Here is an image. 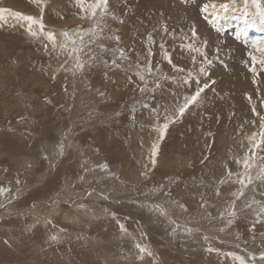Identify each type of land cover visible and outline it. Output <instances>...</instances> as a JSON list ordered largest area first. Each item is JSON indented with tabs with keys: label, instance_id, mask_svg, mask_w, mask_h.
<instances>
[{
	"label": "rangeland",
	"instance_id": "obj_1",
	"mask_svg": "<svg viewBox=\"0 0 264 264\" xmlns=\"http://www.w3.org/2000/svg\"><path fill=\"white\" fill-rule=\"evenodd\" d=\"M91 1L92 2H89V5L97 2V0L94 1L91 0ZM125 3L127 6L125 5ZM205 4L208 5L215 4L216 9L213 10L212 8H209L208 12L206 13L204 11ZM223 4L228 5L227 10L220 8V5ZM122 5H124V7ZM35 7L36 8H34L32 11H37V12L40 11L41 13L40 7H38L37 5H35ZM29 8L31 9V5H29ZM214 11H215V15L213 14ZM86 12L87 11H84V14L85 16L86 15L87 16L83 18V20H81L80 22L82 26L79 24H74L79 22L78 20L75 19H72L74 22L72 24H69L68 26L66 24L64 26L63 25L59 26L54 24L60 22V20H58L57 15L54 13V9L52 10V8L49 6L47 1L43 0V23L45 25L44 30L45 28L47 29L50 28V26H54L51 28L55 30L56 34L58 35V36L56 35V41L58 48L61 50L60 55H52L49 52H47L46 54L47 60L60 62L59 71L56 73L58 75V77L56 78L58 79V81H55L53 84H51L49 90L41 91L38 89H32V90L28 89L27 91V89H22L18 84L20 78L23 77V72L26 70L27 65L31 63V60H28L29 57L23 59L20 56V49H21L20 46L22 47L25 44L23 41L17 40V52L15 51L7 52V50L5 52L6 48L3 50L0 49V61H2L1 67L5 69L3 73L8 75L10 74V76H12L13 68L17 66V76L15 78L17 86H14L13 83L14 81L11 82L9 79L7 83L4 80L0 83V97L5 110L4 112H7L5 115H2L3 117L0 118V126L3 124V126L0 127V131H3L5 133L8 132L7 133L8 137L15 136L18 139L17 153L13 154L9 158L5 157L4 155L3 156V158L5 157L3 159L4 161L1 163L2 165L4 164L3 165L4 168H7V170L9 168L10 171L9 170H8L9 172L7 171V178L4 179L3 181H0V188L6 190L3 194H0V200L3 199L2 200L3 202L0 201V217L3 216L0 218V233L2 231H4L5 233L8 232L7 234L2 232L1 233L2 235L1 234L0 235L1 236L9 235L8 238L7 236L6 238L5 237L1 238L0 236V242L1 243L3 242L2 246L0 244V264H44L39 261L40 260L39 257L41 254L46 252H48L49 255L54 253L55 255L53 257L54 259L53 258L51 259L52 261L55 260L54 264H141V263L142 264H152V263L177 264V262H175L174 260V258L177 257L175 256L173 257L169 251V249L172 248H179L181 250H185L188 252L213 251L212 253L214 252L220 253L223 251L224 258H223V262H221L223 264H239L235 259H233V255L238 257H243L247 264H261L259 258L260 255L264 253V250L260 249L256 245L255 238L250 237L245 239L243 242V239L241 238L239 231L236 229L232 230V228L237 226L239 220H245L246 222H248V220L253 219L252 222H254L255 225V223H260L264 219L263 215L260 214V207L262 204H264V200L258 202V197L261 196L262 194L264 195V190H263L264 184H261L264 183V181L253 180V182L244 189V195L240 196L239 198H237L232 194L234 192H238L241 188V185L236 181H238L240 178L238 174L244 171V169L242 170L241 168L243 167V161H240V163L238 164V167L241 168V169L239 168L240 172L237 175H234V177L232 176L230 178H227L223 183L224 187L226 186L234 189L230 192V196H232L233 202L236 203L234 209L232 208L233 203L231 205L230 204L226 205L227 202L224 203L221 202L222 200L221 196L222 195L223 197H227V196H225L226 195L225 191H222L221 188L219 187L220 189L217 190L219 191V195H217V198L214 201H210V203L213 204L210 208L205 210V212L203 211L200 212L199 210L201 209H199L197 211L198 213H195L194 211L195 209H194L193 210L194 212L191 210L192 212L191 213L188 207H186L187 205L183 201H181L180 198L174 197L175 195H173V190L175 188L176 180L184 179L183 176H186V173L191 171V169L194 168L195 165L193 167L191 166L190 169H188L187 171L186 169L183 168L179 170V172L177 171L176 173H169V174L165 173L166 175L162 173L161 175H159L158 173L152 174L147 179L146 185H143V187L141 188H137L136 187L137 185H134L133 183L127 181L126 179L124 180L121 177V174H119V172H117L113 168V164L109 156L97 146V141L100 137L94 136V133L104 128L107 129L108 132H111L114 128L116 129L122 127L125 124V122L128 121L134 122L138 117V111L140 112L141 109L144 108V105L147 104L146 102L152 100V93H153L152 91H154L153 89L161 88L165 85V83L171 84V81L174 82V84H171V87L182 89L183 86V88H185L187 91L195 90L196 78L199 79L200 86H203L204 83L209 84L210 89L208 87L207 88L208 90L205 89V91L203 92L204 95L205 94L208 95L209 102L204 104V106H200V108L203 111L202 114L209 112L208 110H211V108L221 107L218 105V102L220 100L215 99V95H217L218 97V95L220 94H217L216 93L217 89L213 88V86L218 84L219 85L224 84L223 87L225 89L228 90L230 89L231 91L233 90V93L231 91H228V93L225 92L226 95L221 94L222 96L238 101V102L235 101L234 103V100L231 102L229 100V102L231 103L230 107L232 105L235 106L234 104H238L237 107L239 106V108L242 109L243 107L250 104L252 102L250 98L253 97V95H250L251 97L245 95V90L247 89L246 83H248V85H251L253 82L255 84L257 83V85L259 86L258 83V81L260 80L259 78L260 77L264 78V67H262L259 64L253 65V62L251 60V56L253 55L256 56L258 59L261 57V53L257 51L256 48L253 47V44L257 42H259L260 44H264V0H258V2L257 0H227V1L216 0V2L213 0H178V1L108 0L107 12H104L101 9H97L95 17L91 16L90 11H89L90 14ZM5 21L6 22L11 21L13 25H15L16 22L17 23L19 22L16 21L13 17L11 18L6 17ZM165 26H167V32L164 31ZM77 30H82V31L91 30V32H94L96 34V35H92L90 32L89 35H85L83 37V40L86 45L83 48L84 53L83 51L78 53V55H80L79 56L80 59L83 60L84 62V67L82 69L83 73L82 71L79 72L80 70L75 68L73 62L74 60L73 54H70L69 52L68 54L70 55H67V52L70 51L72 47L71 43L67 42V48L64 50H62L59 47L60 45H64L66 43L65 38L62 35V33L65 31L71 33L72 39H76L79 42V38L76 37L75 35V32ZM18 31H19V27L17 26V32ZM193 31H195L197 34L195 38H193L191 35ZM10 32H13V29L8 28L7 25L0 24V34L4 40L9 41ZM142 32L143 34H141ZM11 35H13V33H11ZM149 35L152 36V39L154 41L153 43H149L148 40ZM117 36L119 37V43H117L115 39V37ZM41 37L43 43H41L40 46H42V44L48 45L49 41L46 39V37L44 36ZM17 38L22 39V37H20L19 35H17ZM90 40L94 42H90ZM161 44L164 45L163 49H161L160 47ZM189 45H191L193 48H197V47L204 48V46L206 45L207 57L212 61V64L208 65L203 63V57L199 56L194 51L188 50ZM99 46H103L109 49V51L103 52L101 51ZM121 49H123L124 54L127 57L126 60H122L119 57V51ZM149 49H151L153 53L151 56H149L148 54ZM165 52H167L171 56L173 64H175L177 67L184 68L185 71L182 73L175 71L172 68V66L168 63V61L165 59ZM88 53H91L93 56L96 57V59L95 60L90 59ZM193 56L196 57L195 63H193L192 60ZM113 59H116L119 67H115L112 65L111 61ZM91 60L93 61L94 64L91 62ZM105 61L108 62V64L106 63L108 67H105ZM15 63H17V65ZM100 63L102 64L100 65ZM149 63L151 64L152 67V74H148V72L145 70V66L148 65ZM137 65L140 66V71L141 72L143 71L142 73L147 79V80L145 79V81H147L146 87L148 90L143 93L140 91V88L145 87V81L137 80V78H139L136 71ZM93 66L94 67L97 66V68L94 69ZM112 66L115 70L112 68ZM253 66L256 67L258 75H254L253 72L251 71V68ZM200 67H204L208 75L201 74L199 72ZM86 69L88 70V72ZM99 71L100 73H98ZM125 72L127 73V75H131L133 77L134 81L138 83L137 84L138 87L136 86L137 88L135 89L134 94H132L133 92L130 89L129 94L126 95L123 94L124 97H121L120 99L118 97L113 98L112 97L113 94L108 92L107 90L110 87H113L114 79L119 75L125 76L126 75ZM188 72L192 73L190 85H186L183 82ZM105 75H108L109 77L107 76L106 79L104 80L103 77H105ZM87 77L90 78L87 79ZM163 77H167V79H164ZM84 78L85 80L87 79L88 81L87 80L84 81ZM98 78H101L102 80ZM254 78H256L255 81H250L253 80ZM93 79L96 80L94 81L96 83H93V81L90 82V80ZM177 79L178 80L182 79V80L177 82ZM213 80L215 81L214 84L211 83ZM80 83H84V84L82 85ZM97 83L99 84V86ZM156 83H159V87H156ZM237 83L239 86L236 85ZM153 84H155L154 85L155 87L153 86ZM89 89L90 90L92 89V91H90ZM203 93L201 95H203ZM232 94L234 97H232ZM210 99H212L213 101ZM173 108L175 107H172V110ZM250 108L253 109L251 105ZM252 109H249V112L253 113V115L255 116V117L253 116L254 119H256V122L260 124L261 115L259 114V112L257 115V113H254ZM256 109L258 108L256 107ZM195 113L196 110L192 112V118L189 117V119H192L194 121L203 119V121L205 122V119L203 118L204 116L196 118ZM199 115L201 116V114ZM87 116L88 119L86 118ZM45 117L48 119H46ZM45 119L47 121L53 122V126H52L53 129L49 133L50 135L48 134V138L50 136V139H47L46 137H43L41 134H39L42 127L41 121ZM163 119L164 116L161 119L162 122L157 121L159 125L161 123L160 126H162V124L166 122L165 119L164 120ZM186 123L184 121V118L183 120H181L180 117L176 118L175 122L169 123V127L166 133L175 135V137H172L170 139L168 138L170 143L183 145L184 147H186V145L188 144L191 145L190 143L192 142L193 145L194 143L197 144L198 139L195 137V134L188 135L189 133L188 125ZM84 128H86L87 130ZM239 129L241 130L242 128L240 127ZM257 129H254L252 135H250L249 138H247L246 141L249 142L248 146L251 145L250 141L248 140L251 139L253 134L259 133L260 125L259 128ZM107 139L109 143H114L113 137ZM257 139H259L258 135H257ZM46 140L49 143L46 142ZM36 141H38L37 144ZM56 142L57 144L60 145H56ZM37 145L40 147L42 146L41 149ZM54 146L55 147L59 146L60 148L57 149ZM260 146H259L260 149L258 148L255 149L254 160L250 161V163H253L255 165L249 170L253 176H256L258 174L259 169L261 167H264V156H262L261 154L263 151L264 144H261ZM61 147L63 149L62 152H64L62 153L63 155H60L61 153H59L61 152L60 151ZM202 147L203 146H200V148ZM64 148L67 149L64 151ZM75 151L76 153H74ZM159 151L156 154L157 157L161 155ZM251 152L252 151L250 150V153ZM51 153L54 154L59 153V154H56L58 156H55L53 154L54 155L53 157ZM65 154L67 155V157L68 155H70L68 157L69 159L65 157ZM252 155L253 152L249 154L247 157H251ZM46 156L48 160L51 161L52 159L53 162L54 160L58 159L57 163L48 161L45 158ZM208 157L210 158L211 156L206 155L205 159L208 160L209 159ZM9 159H11V163ZM62 160L65 161V163H63ZM70 160L73 163L75 162V164H78L80 168L77 172H73L72 175L66 177L68 179L71 178L72 176L71 179L73 181H76V182L72 181L70 183L72 184L69 190V193H71V195L68 193L69 194L68 196L72 199H70L67 196L66 192H63L65 194L62 193L65 196H62V194L60 195L58 194L62 192L61 189H59L62 186L61 184H64V181H62L63 179L61 180V178H63V175H65V173H66L65 176H67V174L69 173V172L64 173L61 166L63 165L62 167L64 169L66 168V166L69 167L71 164ZM14 162L16 164H14ZM52 164L54 166L56 165L57 166L56 167L53 166L54 167L53 168ZM103 165H107V171L103 169ZM58 169L59 172L61 169L60 172V174H62L61 177L60 175H58L59 173L57 174ZM31 170L33 171V173ZM98 172H100V174L104 176L102 177L105 178L106 181L105 184L109 186H112L114 184L116 185L121 184V186L120 187L118 186L117 188L118 191L116 192V194L114 193L115 191L113 192L114 193L113 194L112 190L104 191L105 196L108 198L105 199V197H103L102 199V195L99 196L100 197V198L98 197L99 204L97 203V205L100 206L97 205L94 206L91 202L93 196L97 195L96 192L99 189V187L97 181L94 180L93 176ZM83 174H85L84 175L85 178L90 176V178H92V180L91 179L90 180L91 181L94 180L93 181L94 184L91 183L90 186L87 187L84 186L83 180L80 181V179L83 178ZM173 174H175L176 176L175 175L173 176ZM54 177L57 180L54 179ZM53 179L58 182V183L54 182L55 186L52 187V189L54 190L56 189L55 191L52 190L51 188L47 189L46 187L48 184H51L54 181ZM58 179L61 182H59ZM43 182H45V184ZM83 186L86 188V190L84 189ZM221 186L223 187V185ZM90 187H92L91 188L92 191ZM75 188H77V190ZM38 189H40V191L41 190L43 191H41V193L39 194L38 192L40 191ZM45 189L49 190L51 194L49 193V191H47L49 193L48 195ZM30 190L32 193L31 192L28 193V191ZM78 190L81 191L82 194L85 193V195L86 194L87 195L86 196L82 195ZM91 192L92 194L89 195V193ZM53 193L55 196H52ZM67 198L70 200L68 201ZM56 200H57V206L56 203H54ZM48 201L50 202L47 203ZM64 201L67 203L65 204ZM219 201L220 204H218ZM253 201H255V203H253ZM78 202H81L82 204L79 205V208L81 210H77L74 213L78 215L85 214L84 205L87 206V209L90 210L92 207H94L93 210H95V207H102L103 209H99V213L100 215H102L101 216L102 218L99 217V222L102 223V221L105 222L108 221V219L113 221L114 220L119 221L120 224L124 225V228L127 229V231L126 232L121 231V229L119 228L117 235L114 237L105 236L101 234L97 235L96 229L98 226L95 223L96 216L93 211L90 212L88 215L91 217L90 220L85 222L83 221L82 223H80V226H77L78 225V221H76L77 219L73 218V220H71V216L68 217L69 216L68 214L73 213L72 205L77 204ZM8 204H11L12 206ZM158 204L161 206L160 208ZM110 205L112 208L110 207ZM172 205H174L175 207L174 206L172 207ZM239 205L242 207H240ZM248 205H251V207H249ZM89 206L92 207L90 208ZM161 208L162 209L164 208L163 210L166 211L165 212L166 214L163 215L161 211L158 210ZM218 208L221 209L219 210ZM130 209H134L135 214H131V212H129ZM233 210L236 213L234 217L228 214L230 211ZM9 212H11V214ZM64 212L65 214L66 213L67 214L65 215ZM202 213L208 214L212 219H209L208 216H203L200 218L199 216H201ZM63 214L65 215V217L62 216ZM152 214H156V216H153ZM5 215H7L8 217L6 218ZM64 218L68 221H65ZM14 219L15 222H13ZM62 219L64 220L62 221ZM198 219L200 220L202 219L200 222L201 223L205 222V224L204 225H201V223L196 224ZM6 220H11V221H6ZM230 220L232 222L230 225L231 226L230 230H232L231 234L233 237L231 239L230 238L224 239L225 241L223 240V237L222 240H218V237L213 233L215 229L214 227L216 228L223 227L222 229L230 228L229 225H227V221ZM182 221H184L185 226L179 225L181 224L180 222ZM165 222L167 223L165 224ZM8 223H10V225H8ZM168 223L170 225H168ZM176 223H178V225ZM30 224H31L30 229L32 231L28 227ZM211 224L212 225L214 224V226L212 227ZM13 226L14 227L17 226L18 228L17 227L14 228ZM188 227L191 228L188 229ZM26 228L29 229L30 231L29 230L27 231ZM139 228L141 229L139 230ZM6 229L9 230L7 231ZM172 229H180V230L175 231ZM262 230H264L263 226H262ZM190 231L193 232L191 233ZM143 232L146 238L143 237ZM210 232L213 233V235ZM36 233L39 236L36 235ZM14 234H16L15 237ZM50 234L51 235L54 234L55 236L58 235L57 236L58 239L56 241H53L51 239L49 242L50 237L54 236V235L51 236ZM11 235L13 236L10 237ZM34 235H35V239H34ZM60 235L62 238H60ZM218 235L222 236V233ZM261 235L264 238V231L261 233ZM206 236L207 238H205ZM47 237L49 238L48 240L46 239ZM133 237H135V239ZM136 237L139 238L137 244L140 243L141 246L148 249L152 253V255L149 256L147 254H142L138 252L139 249H137L136 247L137 245ZM208 237L211 238L207 240ZM112 240L114 242H112ZM229 240L232 241L230 242ZM226 241L229 242L230 244L232 243L233 245L231 244L229 245L230 247H227ZM34 243L35 244L38 243L37 246ZM223 243L226 244L224 245ZM244 243H246L245 244L246 248L241 247V245ZM236 250L237 252L238 250L239 251L243 250V251L242 253L239 252L238 254L236 253ZM83 253L84 254L89 253L91 255L93 254L92 256L94 257L96 256L99 259L98 262L97 261L94 262L93 259H91L92 257L89 258L87 256H82L81 254ZM108 254H110V256H108ZM125 254L126 256L127 255L128 256L126 257ZM134 254H136L138 257ZM240 254H243L244 256ZM121 256H125V257H121ZM166 256L169 257L172 256V257L169 258ZM184 260H181L182 262L180 261L178 264H191V262L186 261L187 259Z\"/></svg>",
	"mask_w": 264,
	"mask_h": 264
},
{
	"label": "bare ground",
	"instance_id": "obj_2",
	"mask_svg": "<svg viewBox=\"0 0 264 264\" xmlns=\"http://www.w3.org/2000/svg\"><path fill=\"white\" fill-rule=\"evenodd\" d=\"M47 3L49 4V6L52 8V10L54 9V13L57 15L58 20H60L59 23H54L56 25L59 26H64L65 24L68 26L69 24H72L74 21L72 19L78 20L79 22L74 23V24H79L82 26V24L80 23L81 20H83V18H85V14L84 11H82L81 7L76 3V0H46ZM94 1V0H93ZM178 1V0H175ZM216 2V0H213ZM223 1H227V0H223ZM89 2H92L91 0H84V7L86 8L89 5ZM111 3V1H110ZM128 4V3H127ZM168 4V3H167ZM29 5H31V9L29 8ZM91 5V4H90ZM126 5V3H125ZM124 7V5H122ZM127 6V5H126ZM138 7V6H137ZM175 7V6H174ZM35 7V4L31 2V0H0V9H8L10 11H19L22 14H27V15H32L34 17L39 18L40 17V11H32ZM168 8V7H167ZM118 9V8H117ZM139 9V8H138ZM116 10V9H114ZM168 10V9H166ZM32 11V12H31ZM89 13V11H87ZM86 12V13H87ZM91 13V12H90ZM89 13V14H90ZM6 17L11 18V16H8L7 13H5ZM92 16V15H91ZM98 16V15H97ZM96 19V18H95ZM83 22V21H82ZM95 22V21H94ZM203 22V21H202ZM6 23V24H5ZM124 23V22H123ZM0 24L2 25H7L8 28L13 29V32H10L9 36V41L4 40L0 34V49H5V52L7 50V52H11V51H15L17 52V40L18 41H23L25 44L21 47L20 46V56L25 59L26 57H29L28 60H31V63H29L27 65L26 70L23 72V77L20 78L18 84L20 85V87L22 89H38L41 91H46L50 89V85L53 84L55 81H58V79H56L58 77V75L56 74L59 71V67H60V62L58 61H51V60H47V52L51 53L52 55H60L61 50L57 47V49L55 51L52 50V45L51 42L49 41L48 43V47L46 48L45 45L46 44H42V46H40L41 43H43L42 37L44 36L43 33L39 30L38 26H33V31H35L37 33V35L33 36L30 33H28L27 31V27L23 24V22H16L15 25H13L11 23V21H0ZM17 26L19 27V31L17 32ZM51 27L54 26H50V28H45V30L43 32H52L55 35L56 31L53 30ZM65 28V27H64ZM97 28V27H96ZM98 30V29H97ZM208 30V29H207ZM11 33H13V35H11ZM152 33V32H151ZM155 33V32H154ZM39 34V35H38ZM109 34V33H108ZM143 34V32L141 33ZM17 35H19L20 37H22V39L17 38ZM58 36V35H57ZM45 37V36H44ZM88 44V43H87ZM221 44V43H220ZM106 45V44H105ZM108 47V46H107ZM105 48V47H104ZM219 48V47H218ZM24 51V52H23ZM83 51V50H82ZM27 52V53H26ZM70 51L67 52V55ZM84 53V51H83ZM226 55V54H225ZM80 56V55H79ZM69 57V56H68ZM17 58V57H16ZM100 58V57H99ZM228 58V57H227ZM229 59V58H228ZM246 59V58H245ZM87 60V59H86ZM247 60V59H246ZM83 61V60H82ZM45 62V63H44ZM91 62L93 63V61L91 60ZM104 62V61H103ZM219 62V61H218ZM239 62V61H238ZM242 62V61H241ZM240 62V63H241ZM1 63L2 61H0V83L4 80L6 83L8 82V79L12 82L14 81V86H17V83L15 81V78L17 76V63H15L16 67L13 68V73L12 76H10V74H5L3 73V71L5 69H3V67H1ZM88 63V62H87ZM94 64V63H93ZM96 64V63H95ZM102 63H100L101 65ZM108 64V62H107ZM107 64L105 63V67H108ZM110 64V63H109ZM232 64V63H231ZM248 64V63H247ZM91 65V64H90ZM216 65V64H215ZM99 66V65H98ZM110 66V65H109ZM239 66V65H238ZM89 67V66H88ZM102 67V66H101ZM87 68V67H85ZM93 68H97L93 66ZM110 68V67H109ZM113 68V66H112ZM244 68V67H243ZM91 69V68H90ZM114 69V68H113ZM121 69V68H120ZM136 69V68H135ZM87 70V69H86ZM100 70V69H99ZM112 70V69H110ZM115 70V69H114ZM128 70V69H127ZM243 70V69H242ZM79 71V70H78ZM82 70H80L79 72H81ZM90 71V70H89ZM95 71V70H94ZM107 71V70H106ZM105 71V72H106ZM123 71V70H122ZM135 71V70H134ZM137 71V69H136ZM245 71V69H244ZM88 72V70H87ZM104 72V71H103ZM109 72V71H108ZM120 72V71H119ZM143 72V71H142ZM77 73V72H74ZM83 73V71H82ZM86 73V72H85ZM100 73V71L98 72ZM124 73V72H123ZM90 74V73H89ZM125 74L127 75V73L125 72ZM84 75V74H83ZM100 75V74H98ZM118 75V73H117ZM117 76L114 79V85L113 87H110L107 91L113 94V98L114 97H118L119 99L121 97H124V95L129 94L130 89L132 90V94H134L135 89L138 87L137 86V82L134 81L133 77L131 75H127V76ZM108 75H105L104 80L106 79ZM147 76V75H146ZM162 76V75H161ZM94 77V76H93ZM109 77V76H108ZM170 77V75H169ZM202 77V76H201ZM90 77H87V79ZM113 78V77H112ZM149 78V77H148ZM215 78V77H214ZM219 78V77H218ZM223 78V77H222ZM263 77H260L258 83L259 86L257 85V83H253L251 85H248V83H246L247 85V89L245 90V95H248V97H251L250 95H253V97H251L252 102L250 104H248L247 106L243 107L242 109L239 108V106L237 107L238 104H234L235 106H231L230 107V102L233 101L234 99H230L228 97L222 96V95H226V93H228V91H231L230 89H225L223 87L224 84L221 85H215L213 86L214 89L216 90L218 95H215V99H218L222 102H218V105L221 107H214L211 108V110H208L209 112H206L204 114H202V109L200 108V106H204V104H206L207 102H209V97L207 94L201 95L200 99L198 100V102L196 103V105H192L190 106L186 112L184 113V115L181 118V120H183L186 123L187 121V125H188V135L190 134H195V137L198 139L197 140V144L194 143V145L192 143H190L191 145H186V147H184L183 145H178V144H173L170 143L169 139L172 137H175V135H171L170 133H165L163 139H160V133L157 131V126L159 125L157 123V121L162 122L161 119L163 118L165 111H167L168 115H172V107H176L177 105H180L183 103V97L187 96V95H192L194 94L195 90H191V91H187L185 88L182 89L180 88H174L171 87V84H174L173 81H171V84L168 83L161 87V88H156L153 89L154 91H152V100L146 102L148 107L147 108H142L141 111H138V117L135 120L134 118V122L133 121H128L125 122V124L120 127V128H114L111 132H108L107 129H101L97 132L94 133V136H98L100 137L97 141V146L103 151L105 152L109 158L112 161L113 164V168L119 172V174H121V177L131 183H133L134 185H137V188H141L143 187V185H146L147 183V179L149 178V176H151L152 174H156L158 173L159 175L165 174V173H176L177 171L179 172V170L181 169H186V171L188 169H190V167L194 166V168L191 169V171H189L188 173H186V176H183L184 179H179L176 180V184H175V188L173 190V195H175L174 197L180 198L181 201H183L188 207V209L193 211H195V213H198L197 211L199 209L200 212H205V210H207L208 208H210L213 204L210 203V201H214L217 198V193L216 191L218 189L221 188L222 191H225V196L227 197H222L221 202H227L226 205H231L233 203V198L232 196H230V192L232 190H234L231 187H224V184L221 183V181H225L227 178L230 177H234V175H237L240 171V169L243 167H238L237 161H243L245 159V157H247L250 153V146H248V143L246 140L247 138H249L250 135H252V132L254 129L259 128V125L256 122V119H254V115L253 113L249 112L250 105L253 107L255 106L258 109H256L257 111H255V113L258 112L261 116H264V78L261 79ZM86 79V80H87ZM100 80H102L101 78H98ZM110 79V78H108ZM146 79V78H145ZM163 79V78H162ZM74 80V79H73ZM80 80V78H79ZM84 78V81H86ZM99 80V81H100ZM137 80H140L139 78H137ZM147 80V79H146ZM149 80V79H148ZM153 80V79H152ZM182 79H177V82H179ZM203 80V79H202ZM256 78H254L253 80L250 81H255ZM75 81V80H74ZM88 81V80H87ZM96 83L94 81L96 80H90V82ZM112 81V80H111ZM10 82V83H11ZM78 82V81H77ZM76 82V83H77ZM82 82V81H81ZM165 82V81H164ZM221 82V81H220ZM79 83V82H78ZM87 83V82H85ZM106 83V82H105ZM80 84H84V83H80ZM98 84V83H97ZM101 84V82H100ZM103 84V82H102ZM112 84V83H111ZM157 84V83H156ZM241 84V83H239ZM11 85V84H9ZM78 85V84H76ZM88 85V84H87ZM93 85V84H92ZM155 84H153L154 86ZM237 86L238 83L236 84ZM89 86V85H88ZM99 86V84H98ZM137 86V87H136ZM175 86V85H174ZM195 86V85H194ZM228 86V85H227ZM244 86V85H243ZM92 87V86H91ZM96 87V86H95ZM94 87V88H95ZM104 87V85H103ZM106 87V86H105ZM155 87V86H154ZM245 87V86H244ZM82 88V87H81ZM90 88V87H89ZM101 88V86H100ZM153 88V87H152ZM212 88V87H211ZM83 89V88H82ZM86 89V88H85ZM88 89V88H87ZM107 89V88H106ZM210 89V87H209ZM232 89V88H231ZM239 89V88H237ZM90 90V89H89ZM208 90V89H207ZM79 91V90H78ZM88 91V90H87ZM92 91V89L90 90ZM95 91V90H94ZM215 91V90H213ZM104 92V91H103ZM222 92V93H220ZM226 92V93H225ZM233 93V90L231 91ZM86 93V92H85ZM89 93V92H88ZM105 93V92H104ZM109 93V94H110ZM83 94V93H82ZM99 94V93H98ZM108 94V95H109ZM131 94V93H130ZM213 94V93H212ZM222 94V95H221ZM235 94V93H234ZM25 95V94H24ZM88 95V94H87ZM228 95V94H227ZM22 96V95H21ZM211 96V95H210ZM236 96V95H235ZM111 97V96H109ZM231 97V96H230ZM232 97L233 94H232ZM87 98V97H86ZM148 98V97H147ZM151 98V97H150ZM212 98V97H211ZM240 98V97H239ZM34 99V98H33ZM96 99V98H95ZM249 99V98H248ZM134 100V99H133ZM212 100V99H210ZM230 100V102H229ZM213 101V100H212ZM228 101V102H227ZM237 100H234V103ZM215 102V101H214ZM238 102V101H237ZM92 103V102H91ZM97 103V102H96ZM215 105V104H214ZM79 106V105H78ZM90 106V105H89ZM236 107V108H235ZM90 109V108H89ZM196 110V118L198 117H202L205 119V122L202 120H198V121H194L192 119H189V117L192 118V112H194ZM4 107H3V103L0 97V113H1V117H3L2 115H5L7 112H4ZM39 111V110H38ZM69 111V110H68ZM49 113V112H48ZM65 113V112H64ZM80 113V112H79ZM106 113V112H104ZM137 113V112H136ZM156 113H160V116L157 117ZM38 114V113H37ZM55 114V113H54ZM108 114V113H107ZM121 114V113H120ZM201 114V116L199 115ZM53 115V114H52ZM76 115V114H75ZM79 115V114H77ZM98 115V114H97ZM8 116V115H7ZM254 116V117H253ZM47 117V116H46ZM45 117V118H46ZM64 117V115H63ZM69 117V116H68ZM76 117V116H75ZM93 117V116H92ZM67 118V117H66ZM88 119V116L86 117ZM85 118V119H86ZM103 118V117H102ZM48 119V118H46ZM42 120L41 124V131L39 132V134H41L43 137H46L47 139H50V136L48 138V134L51 132V130L53 129V122L47 121V120ZM84 119V120H85ZM200 119V118H199ZM91 120V119H90ZM164 120V119H163ZM78 121V120H77ZM204 123H203V122ZM80 122V121H79ZM86 122V121H85ZM88 122V121H87ZM75 123V122H74ZM34 124V123H33ZM38 124V123H37ZM77 124V122H76ZM94 124V123H93ZM158 124V125H157ZM57 125V124H56ZM82 125V124H81ZM96 125V124H95ZM101 125V124H100ZM161 125V123H160ZM159 125V126H160ZM3 126V124L1 125ZM0 126V127H1ZM33 126V125H32ZM75 126V125H74ZM91 126V125H90ZM179 126V125H178ZM39 127V125H38ZM79 127V125H78ZM86 127V126H85ZM93 127V126H92ZM90 127V128H92ZM96 127V126H94ZM116 127V126H115ZM118 127V126H117ZM129 127V128H128ZM132 127V128H131ZM242 128L241 130L239 128ZM70 128V127H69ZM77 128V125H76ZM81 128V127H80ZM103 128V127H102ZM126 128V129H125ZM86 129V128H84ZM96 129V128H95ZM87 130V129H86ZM93 130V129H92ZM111 130V129H110ZM258 130V129H257ZM5 131V130H4ZM77 131V130H76ZM260 131V130H259ZM38 132V131H37ZM63 132V131H62ZM87 132V131H86ZM178 132V131H177ZM8 133V132H7ZM7 133L0 131V181H3L4 179L7 178V168H4L3 165L1 164L4 160L5 157L9 158L10 156H12L13 154L17 153V137L15 136H11L8 137ZM27 134V133H26ZM35 134V133H34ZM33 134V135H34ZM32 135V136H33ZM50 135V134H49ZM63 135V134H62ZM41 136V137H42ZM63 137V136H62ZM90 137V136H89ZM113 137L114 139V143H109L107 138H111ZM192 137V136H191ZM28 138V137H27ZM169 138V139H168ZM189 138V137H188ZM77 139V138H76ZM168 139V141H167ZM178 139V138H177ZM185 139V138H184ZM195 139V138H192ZM28 140V139H27ZM39 140V139H38ZM78 140V139H77ZM29 141V140H28ZM40 141V140H39ZM50 141V140H49ZM82 141V140H81ZM167 141V142H166ZM184 141V140H183ZM250 141V140H248ZM46 142H48L46 140ZM76 142V141H75ZM164 142V144H163ZM189 142V141H188ZM191 142V140H190ZM32 143V142H31ZM38 143V141H36V144ZM49 143V142H48ZM59 143V142H58ZM154 143H158L159 144V148L158 151L161 153V155H159L158 157L155 155V157L152 156V145ZM22 144V143H21ZM45 144V142H44ZM74 144V143H72ZM196 144V145H195ZM24 145V144H23ZM26 145V144H25ZM56 145H60L57 144ZM32 146V145H31ZM38 146V145H37ZM36 146V147H37ZM50 146V145H48ZM200 146H203L202 148H200ZM35 147V145H34ZM40 147V146H38ZM42 147V146H41ZM40 147V149H41ZM55 147V146H54ZM66 147V146H65ZM79 147V145H78ZM261 147V146H260ZM21 148V147H20ZM49 148V147H48ZM55 148H60L55 147ZM81 148V147H80ZM67 148H64V151ZM260 149V148H258ZM31 150V149H30ZM34 150V149H33ZM32 150V151H33ZM44 150V149H43ZM42 150V152H43ZM70 150V149H69ZM39 151V150H38ZM74 151V150H73ZM78 151V150H77ZM27 152V151H26ZM70 152V151H69ZM72 152V151H71ZM35 153V152H34ZM61 153V152H59ZM56 153V154H59ZM64 153V152H62ZM67 153V152H66ZM76 153V151L74 152ZM78 153V152H77ZM158 153V152H157ZM22 154V153H21ZM45 154V153H44ZM52 155L54 153H51ZM54 154L55 156H58ZM71 154V153H70ZM262 156H264V146H263V151H262ZM5 155V157L3 158V156ZM37 155V154H36ZM53 155V157H54ZM63 155V154H60ZM59 155V156H60ZM80 155V154H79ZM206 155H210L211 157L206 160L205 157ZM17 156V155H16ZM70 155H68L69 157ZM76 156V155H75ZM35 157V156H34ZM47 157V156H46ZM65 157H67V155L65 154ZM67 157V158H68ZM260 157V156H259ZM19 158V157H18ZM17 158V159H18ZM33 158V157H32ZM41 158V157H40ZM57 158V157H55ZM12 159V158H11ZM11 159L10 163H11ZM62 159V158H61ZM66 159V158H65ZM64 159V160H65ZM69 159V158H68ZM155 159V164L152 163V160ZM16 160V159H15ZM46 160V159H45ZM48 160V159H47ZM54 160V159H53ZM58 160V159H57ZM57 160H54V162L57 163ZM60 160V159H59ZM30 161V160H29ZM50 161V160H48ZM63 161V160H62ZM67 161V160H66ZM71 161V160H70ZM33 162V161H32ZM50 162H53L52 159ZM53 162V163H54ZM77 162V161H76ZM110 162V161H109ZM263 162V160H262ZM63 163H65V161H63ZM69 163V162H68ZM106 163V162H105ZM261 163V161H260ZM6 164V163H5ZM14 164H16L14 162ZM18 164V163H17ZM47 165V164H46ZM56 165V164H55ZM66 165V164H64ZM263 165V164H262ZM45 166V165H44ZM48 166V165H47ZM54 165L52 164V167ZM57 166V165H56ZM54 166V167H56ZM63 166V165H62ZM61 166V168L63 169V172H69L66 175H63V178H61L62 181H64V184H61V193H58L59 195L62 194L63 192L67 193V196L71 193H69L70 190V186H72V184H70L73 180L71 178H66L70 175H72L73 172H77L80 168L78 164H75V162L73 163L71 161V164L69 167L66 166V168L64 169ZM85 166V165H84ZM102 166V165H101ZM242 166V165H241ZM50 167V166H49ZM48 167V168H49ZM53 167V168H54ZM83 167V166H82ZM88 167V166H87ZM52 168V169H53ZM60 168V166H59ZM240 168V169H239ZM85 169V168H84ZM92 169V168H91ZM49 170V169H48ZM47 170V171H48ZM83 170V168H82ZM87 170V169H86ZM156 170V171H155ZM10 171V170H9ZM8 171V172H9ZM32 171V170H31ZM57 171V170H56ZM184 171V170H183ZM231 171L233 173V175L229 176L228 172ZM61 172V169H60ZM59 169L57 174L60 175V177L62 176V174H60ZM87 172V171H86ZM33 173V171H32ZM38 173V172H37ZM82 173V172H81ZM182 173V172H181ZM55 174V172H54ZM53 174V175H54ZM178 174V173H177ZM183 174V173H182ZM46 175V174H45ZM51 175V174H50ZM85 174H83V178L80 179V181L83 180V184L84 186H90L91 183H93L94 180L97 181L98 187L99 189L97 190V195L93 196L92 199V204L95 206L97 205V203L99 202V196L102 195V199L103 197H106L104 194V191H109L112 190V193L114 192L116 194V192L118 191V186L120 187L121 184H114L112 186H109L105 181V178H103L104 176L100 174V172H98L97 174H94L93 178L94 180H92V178H90V176H88L87 178H85L84 176ZM166 175V174H165ZM175 174H173L174 176ZM181 175V174H180ZM65 176V177H64ZM103 176V177H102ZM156 176V175H155ZM176 176V175H175ZM179 176V175H178ZM53 177V176H52ZM58 177V176H57ZM82 177V176H81ZM38 178V177H37ZM42 178V175H41ZM175 178V177H174ZM181 178V176H180ZM34 179V177H33ZM46 179V177H45ZM54 179H56L54 177ZM53 179V180H54ZM60 179V178H59ZM58 179V181H59ZM67 179V180H66ZM91 179V180H90ZM113 179V178H112ZM9 180V179H8ZM49 180V179H48ZM47 180V181H48ZM57 180V179H56ZM56 180H54L51 184H48L46 187L47 189H52L53 186H55V183H58ZM79 180V178H78ZM44 181V180H43ZM115 181V180H114ZM173 181V180H172ZM37 182V181H36ZM40 182V181H39ZM55 182V183H54ZM61 182V181H59ZM76 182V181H73ZM175 182V180H174ZM45 184V182H43ZM96 183V182H95ZM40 184V183H39ZM94 184V183H93ZM264 184V183H261ZM36 185V184H35ZM74 185V184H73ZM82 185V184H81ZM80 185V186H81ZM223 185V187L221 186ZM21 186V185H20ZM27 186V185H26ZM44 186V185H43ZM83 186V187H84ZM101 186V187H100ZM15 187V186H14ZM74 187V186H73ZM71 187V188H73ZM76 187V186H75ZM82 187V188H83ZM220 187V188H219ZM35 188V187H32ZM31 188V189H32ZM41 188V187H40ZM44 188V187H43ZM79 188V187H78ZM92 187H90L91 189ZM95 188V187H94ZM173 188V187H172ZM42 189V188H41ZM77 190V188H75ZM81 189V188H80ZM84 189L86 190V188L84 187ZM83 189V190H84ZM88 189V188H87ZM40 191V189H38ZM54 190V189H52ZM51 190V192H52ZM56 190V189H55ZM54 190V191H55ZM58 190V189H57ZM74 190V191H76ZM89 190V189H88ZM95 190V189H94ZM93 190V191H94ZM140 190V189H139ZM220 190V191H221ZM264 190V189H263ZM43 191V190H41ZM38 192L39 194L41 193ZM46 193H48L46 190ZM79 191V190H78ZM77 191V192H78ZM92 191V189H91ZM170 191V190H169ZM30 191H28V193H30ZM81 193V191H79ZM89 192V191H88ZM32 193V192H31ZM45 193V192H44ZM45 193V194H46ZM50 193V191H49ZM48 193V195H49ZM69 193V194H68ZM95 193V192H94ZM95 193V194H96ZM111 193V195H112ZM113 193V194H114ZM17 194V193H16ZM27 194V193H26ZM37 194V193H36ZM35 194V195H36ZM51 194V193H50ZM57 194V195H58ZM65 194V193H63ZM62 196H65L63 195ZM82 194V193H81ZM92 194V192H91ZM110 194V193H109ZM12 195V194H11ZM44 195V194H43ZM56 195V196H57ZM82 195H85L82 194ZM87 195V194H86ZM85 195V196H86ZM31 196V195H30ZM52 196H55L54 193L52 194ZM74 196V195H73ZM69 197V196H68ZM88 197V196H87ZM92 197V196H91ZM99 197V198H98ZM33 198V197H32ZM35 198V197H34ZM51 198V197H50ZM70 198V197H69ZM82 198V197H81ZM108 198V197H107ZM176 198V199H177ZM264 195L262 194L261 196L258 197V202L264 200ZM63 199V197H62ZM68 199V198H67ZM72 199V198H70ZM68 199V201L70 200ZM79 199V198H78ZM91 199V198H90ZM157 199V198H156ZM161 199V198H160ZM221 199V198H220ZM3 200V199H2ZM0 200V201H2ZM13 200V199H12ZM35 200V199H34ZM37 200V199H36ZM83 200V199H82ZM169 200V199H168ZM244 200V199H243ZM108 201V200H107ZM163 201V200H162ZM180 201V203H181ZM218 201V200H217ZM239 201V200H237ZM3 202V201H2ZM9 202V201H7ZM29 202V201H28ZM33 202V201H31ZM30 202V203H31ZM50 201H48L47 203H49ZM54 202V201H53ZM65 202V201H64ZM83 202V201H82ZM182 202V203H183ZM248 202V201H247ZM56 203L57 206V200L54 202ZM67 202H65L66 204ZM85 203V202H84ZM88 203V202H87ZM90 203V200H89ZM175 203V202H174ZM207 203V204H205ZM210 203V204H209ZM216 203V202H215ZM43 204V203H42ZM45 204V203H44ZM72 204V202H71ZM81 204V202H78L77 204L72 205V211L73 213H69L68 217L71 216V220H73V218H76L78 221V225L80 226V223H82L83 221H88L90 220V216L89 213L90 212H94L95 216H96V221L95 223L97 224V235H105V236H116L118 229L120 228V223L119 221H113L108 219V221H105L102 223L99 222V217H101L102 215H100L99 213V209H103L102 207H90V209H87V206L84 205V209H85V214L83 215H78L74 212H76L77 210H81L79 208V205ZM99 204V203H98ZM167 204V203H166ZM220 204V201L219 203ZM236 204V203H235ZM11 205V204H8ZM17 205V204H16ZM52 205V203H51ZM82 205V204H81ZM87 205V204H86ZM157 205V204H156ZM159 205V204H158ZM171 205V204H170ZM181 205V204H180ZM223 205V204H221ZM220 205V206H221ZM5 206V204H4ZM12 206V205H11ZM9 206V207H11ZM15 206V205H14ZM18 206V205H17ZM23 206V205H22ZM34 206V204H33ZM59 206V205H58ZM100 206V205H97ZM174 205H172L173 207ZM205 206V207H204ZM240 206V205H239ZM19 207V206H18ZM60 207V206H59ZM58 207V208H59ZM111 207V205H110ZM126 207V206H125ZM161 206L159 205V208ZM175 207V206H174ZM230 207V206H229ZM242 207V206H240ZM7 208V206H6ZM38 208V207H37ZM112 208V207H111ZM120 208V207H119ZM124 208V207H123ZM225 208V207H223ZM10 209V208H9ZM105 209V208H104ZM109 209V207H108ZM149 209V208H148ZM162 209V208H161ZM164 209V208H163ZM171 209V207H170ZM219 209V208H218ZM221 209V208H220ZM219 209V210H220ZM6 210V209H5ZM8 210V209H7ZM22 210V209H21ZM32 210V209H31ZM83 210V209H82ZM97 210V211H96ZM106 210V209H105ZM104 210V211H105ZM160 210V209H158ZM223 210V209H222ZM240 210V209H239ZM38 211V210H37ZM171 211V210H170ZM193 211V212H194ZM26 212V211H25ZM131 214H135L134 209H130ZM166 212V211H165ZM174 212V211H172ZM199 212V213H200ZM207 212V211H206ZM11 214V212H9ZM39 213V212H38ZM46 213V212H45ZM63 213V212H62ZM118 213V212H117ZM154 213V212H153ZM192 213V212H191ZM31 214V213H30ZM57 214V213H56ZM65 214V212H64ZM62 215L63 217H65V215ZM72 214V215H71ZM93 214V213H92ZM160 214V213H159ZM169 214V213H167ZM177 214V213H176ZM182 214V213H181ZM15 215V214H13ZM38 215V214H37ZM116 215V214H115ZM153 216H156V214H152ZM164 215V214H163ZM174 215V214H173ZM197 215V214H196ZM246 215V214H245ZM11 216V215H9ZM32 216V215H31ZM59 216V215H58ZM104 216V215H103ZM146 216V215H145ZM170 216V215H169ZM168 216V217H169ZM203 216H208L209 219L210 216L208 214H204L202 213L201 216H199L200 218ZM3 217V216H1ZM0 217V218H1ZM5 217L7 218L8 216L5 215ZM4 217V218H5ZM16 217V216H15ZM22 217V216H20ZM120 217V216H119ZM122 217V216H121ZM164 217V216H163ZM198 217V218H199ZM102 218V217H101ZM127 218V217H126ZM151 218V217H150ZM154 218V217H152ZM165 218V217H164ZM207 218V217H206ZM215 218V217H214ZM264 218V215H263ZM12 219V218H10ZM22 219V218H21ZM65 219V218H64ZM62 219V221L64 220ZM123 219V218H122ZM174 219V218H173ZM218 219V218H217ZM4 220V219H3ZM2 220V221H3ZM129 220V219H128ZM182 220V219H181ZM184 220V219H183ZM202 220V219H201ZM200 219L197 220L196 224H200L201 221ZM253 220V219H252ZM252 220H248V222H246L245 220H239L237 226H235L234 228H232V230H238L239 234L241 236V238L243 239V242L245 239L250 238V237H254L255 238V243L256 245L260 248L264 250V238L262 237L261 233L264 231L262 230V226L264 227V219L260 222V223H255L252 222ZM6 221H11V220H6ZM17 221V220H16ZM28 221V220H27ZM26 221V222H27ZM32 221V220H31ZM65 221H68L65 219ZM219 221V220H217ZM15 222V219L14 221ZM22 222V221H21ZM169 222V221H167ZM165 222V224L167 223ZM172 222V221H171ZM216 222V221H215ZM224 222V221H222ZM51 223V222H50ZM89 223V222H88ZM156 223V222H155ZM154 223V224H155ZM181 224L179 225H184V221L180 222ZM187 223V221H186ZM189 223V222H188ZM220 223V222H219ZM232 223V222H231ZM231 223H229V221H227V225H229L230 228H225L222 229L223 227H214V235H216L218 237V240H223L227 239V238H232V230L231 229ZM13 224V223H12ZM21 224V223H20ZM25 224V223H24ZM33 224V223H32ZM86 224V223H85ZM178 225V223H176ZM205 222L201 223V225H204ZM6 225V224H5ZM8 225H10V223H8ZM39 225V224H38ZM93 225V223H92ZM91 225V226H92ZM162 225V224H161ZM168 225H170L168 223ZM192 225V224H191ZM208 225V224H207ZM212 225V224H211ZM2 226V225H1ZM31 224L28 226L30 229ZM88 226V225H87ZM155 226V225H154ZM214 226V224L212 225V227ZM216 226V225H215ZM14 227V226H13ZM17 227V226H15ZM14 227V228H15ZM27 227V228H28ZM35 227V226H34ZM90 227V226H89ZM187 227V226H186ZM206 227V226H205ZM18 228V227H17ZM22 228V227H21ZM26 228V229H27ZM33 228V227H32ZM61 228V227H60ZM184 228V227H183ZM191 227H188V229ZM194 228V227H193ZM219 228V229H218ZM4 229V228H3ZM10 229V228H9ZM8 229V230H9ZM27 229V231L29 230ZM56 229V228H55ZM62 229V228H61ZM141 228H139L140 230ZM186 229V228H185ZM207 229V228H206ZM211 229V228H210ZM222 229V231H221ZM2 230V228H1ZM5 230V229H4ZM7 230V229H6ZM7 230V231H8ZM31 230V229H30ZM29 230V231H30ZM138 230V231H139ZM145 230V229H144ZM172 230H180V229H172ZM187 230V229H186ZM204 230V229H203ZM23 231V230H22ZM26 231V232H27ZM32 231V230H31ZM49 231V230H48ZM149 231V230H148ZM188 231V230H187ZM209 231V230H208ZM4 232V231H2ZM1 232V233H2ZM34 232V231H33ZM39 232V231H38ZM134 232V231H133ZM136 232V231H135ZM189 232V231H188ZM191 233L193 231H190ZM0 233V234H1ZM5 233V232H4ZM3 233V234H4ZM8 233V232H7ZM5 233V234H7ZM124 233V232H123ZM138 233V232H137ZM211 233V232H210ZM213 233H211L213 235ZM222 233V236H219L218 234ZM55 234V232H54ZM52 234V235H54ZM140 234V233H139ZM171 234V233H170ZM169 234V235H170ZM184 234V233H183ZM194 234V233H193ZM2 235V234H1ZM0 235V236H1ZM16 234H14L15 237ZM36 235H38L36 233ZM44 235V234H43ZM51 235V234H50ZM51 235V236H52ZM7 236V235H6ZM6 236H1V238ZM9 236V235H8ZM7 236V238H8ZM13 235H11L10 237H12ZM39 236V235H38ZM41 236V235H40ZM58 236V235H57ZM124 236V235H123ZM135 236V235H133ZM137 236V235H136ZM148 236V235H147ZM188 236V235H187ZM17 237V236H16ZM88 237V236H87ZM139 237V236H138ZM143 237L146 238V236L144 235L143 232ZM39 238V237H38ZM37 238V239H38ZM45 238V237H44ZM60 238L61 235H60ZM59 238V239H60ZM97 238V237H96ZM112 238V237H111ZM119 238V237H118ZM121 238V237H120ZM135 239V237H133ZM137 238V237H136ZM188 238V237H187ZM207 238V236L205 237ZM211 238V237H210ZM208 237L207 240L210 239ZM213 238V237H212ZM238 238V237H237ZM34 239H35V235H34ZM36 239V240H37ZM47 240L49 239L48 237L46 238ZM83 239V238H82ZM108 239V238H107ZM138 239L137 238V242L138 243ZM202 239V238H201ZM5 240V239H4ZM12 240V239H11ZM51 240V237L49 239V242ZM61 240V239H60ZM63 240V239H62ZM116 240V239H115ZM170 240V239H169ZM120 241V240H119ZM225 241V240H224ZM230 241V240H229ZM232 241V240H231ZM230 241V242H231ZM5 242V241H4ZM37 242V241H36ZM112 242H114L112 240ZM204 242V241H203ZM220 242V241H219ZM238 242V241H236ZM3 243V242H2ZM2 243L0 242L1 246ZM94 243V242H93ZM149 243V242H148ZM227 243V244H226ZM226 245L227 247H230L229 245H231L229 242L226 241ZM35 244V243H34ZM38 243H36L35 245L37 246ZM140 244V243H139ZM206 244V243H205ZM224 244V243H223ZM224 244V245H225ZM245 244H242L241 247L244 248ZM96 245V244H95ZM112 245V244H111ZM141 245V244H140ZM171 245V244H170ZM207 245V244H206ZM205 245V246H206ZM217 245V244H215ZM219 245V244H218ZM222 245V244H221ZM233 245V244H232ZM237 245V244H234ZM40 246V245H39ZM175 246V245H174ZM114 247V246H113ZM112 247V248H113ZM170 247V246H169ZM236 247V246H235ZM234 247V248H235ZM80 248V247H79ZM238 248V247H237ZM246 248V247H245ZM254 249V247H253ZM37 250V249H36ZM94 250V249H92ZM96 250V249H95ZM244 250V249H243ZM242 250V251H243ZM87 251V250H86ZM170 254L174 257L175 262H177V264L184 259H187V262H191V264H223L221 262H223V251L220 253H212V252H200V251H195V252H188L185 250H181L179 248H172L169 249ZM242 251L237 252L236 253L239 254V252L242 253ZM250 251V250H247ZM11 252V251H10ZM60 252V251H59ZM96 252V251H95ZM93 252V253H95ZM139 252V251H138ZM156 252V251H155ZM38 253V252H37ZM42 253V252H41ZM97 253V252H96ZM99 253V251H98ZM157 253V252H156ZM252 253V252H251ZM254 253V252H253ZM257 253V252H256ZM260 253V251H259ZM10 254V253H9ZM40 254V252H39ZM106 254V253H105ZM120 254V253H119ZM131 254V253H130ZM82 256H87L91 259H93L94 262H98V258L95 256H92L91 254H81ZM107 255V254H106ZM116 255V254H115ZM121 255V254H120ZM136 255V254H134ZM142 255V254H141ZM159 255V254H158ZM164 255V254H163ZM243 255V254H240ZM54 253L50 254L48 252L43 253L40 255V262L44 263V264H54V261H52L51 259L54 257ZM58 256V255H57ZM99 256V255H98ZM101 256V255H100ZM108 256H110V254H108ZM114 256V255H113ZM118 256V255H117ZM116 256V259H117ZM126 256V254H125ZM125 256H121V257H125ZM128 256V255H127ZM126 256V257H127ZM137 256V255H136ZM171 256V257H172ZM244 256V255H243ZM107 257V256H106ZM138 257V256H137ZM147 257V256H146ZM145 257V258H146ZM149 257V256H148ZM169 257V256H166ZM169 257V258H171ZM109 258V257H108ZM114 258V257H113ZM112 258V259H113ZM119 258V257H118ZM130 258V257H129ZM128 258V259H129ZM156 258V257H155ZM159 258V257H158ZM54 259V258H53ZM103 259V258H102ZM101 259V260H102ZM147 259V258H146ZM163 259V258H162ZM100 260V261H101ZM124 260V259H123ZM148 260V259H147ZM158 260V259H157ZM172 260V259H171ZM161 261V260H160ZM167 261V260H166ZM185 261V260H184ZM183 261V262H184ZM238 263L239 261L236 260ZM256 261V260H255ZM258 261V260H257ZM112 262V261H110ZM117 262V261H116ZM129 262V261H128ZM133 262V261H132ZM135 262V261H134ZM142 262V261H141ZM140 262V263H141ZM146 262V261H145ZM150 262V260H149ZM182 262V261H181ZM100 263V262H99ZM104 263V262H103ZM156 263V262H155ZM163 263V262H162ZM249 263V262H248ZM142 264V263H141ZM153 264V263H152ZM168 264V263H166ZM245 264H247L245 262Z\"/></svg>",
	"mask_w": 264,
	"mask_h": 264
},
{
	"label": "snow or ice",
	"instance_id": "obj_3",
	"mask_svg": "<svg viewBox=\"0 0 264 264\" xmlns=\"http://www.w3.org/2000/svg\"><path fill=\"white\" fill-rule=\"evenodd\" d=\"M31 2L34 3L35 5H37L38 7H40L41 14H40L39 18L34 17L32 15L22 14L19 11H10L8 9H0V21L6 20L5 13H7L8 16L13 17L16 21L23 22V24L27 27L28 33H30L33 36L37 35V33L35 31H33V26H38L39 30L43 33V35L46 37V39L51 42L52 50L55 51L58 47L57 41H56V35L52 32H43L44 27H45V25L43 23V0H31ZM257 2H258V0H257ZM76 3L81 7L82 11H90L91 15L93 17L96 16L97 9H101L102 11L107 12L108 0H97L96 3L88 5L87 8L84 7V0H76ZM209 8H212L213 10H215L216 5L215 4H212V5L205 4L204 5V11L206 13L208 12ZM220 8L227 10L228 5L227 4L220 5ZM213 14L215 15V11L213 12ZM164 31L167 32V26H165ZM90 32H91V30H88V31L77 30L75 32V35H76V37L79 38V42L76 39H72V34L69 33L68 31H65L62 33L63 37L65 38L66 43L64 45H60L59 47L62 50H64L67 48V42L71 43L72 47L70 49V54H73V56H74L73 62H74V66L76 69L82 70L84 67V62L80 59L78 53L81 52L83 50V48L86 46L85 42L83 40V37L85 35H89ZM91 34L96 35L94 32H91ZM191 35L193 38H195L197 34L195 31H193L191 33ZM115 39H116L117 43H119V37L117 36V37H115ZM148 40H149V43L154 42L151 35L148 36ZM90 42H94V41L90 40ZM45 47L47 48L48 45H45ZM99 47H100L101 51H103V52L109 51V49L104 48L103 46H99ZM160 47H161V49H163L164 45L161 44ZM253 47L256 48V50L261 53V57L259 59L254 55L251 56V60L253 62V65L259 64L262 67H264V44H260L259 42H257V43L253 44ZM188 50L194 51L199 56L203 57V63L208 64V65L212 64V61L210 59H208V57H207L206 45L204 46V48H198V47L193 48L191 45H189ZM148 54H149V56H151L153 54L151 49L148 50ZM88 55H89L90 59H92V60L96 59V57L93 56L91 53H88ZM119 57L122 60L127 59V57L124 54L123 49H121L119 51ZM165 59L168 61V63L172 66V68L175 71L181 72V73L185 71L184 68L177 67L175 64L172 63V58L167 52H165ZM192 60H193V63H195L196 57L193 56ZM105 63H107V61H105ZM111 63L113 66L119 67L116 59H113L111 61ZM136 67H137V75L139 76V79L141 81H145V76L140 71V66L137 65ZM145 70L148 72V74H152V67H151L150 63L145 66ZM251 71L253 72L254 75H258L257 69L255 66H253L251 68ZM199 72L203 75H208V73L206 72L204 67H200ZM163 78L167 79V77H163ZM191 78H192V73L188 72L187 76L184 78V81H183L184 84L190 85L191 84ZM195 82H196V90H195L194 94L184 96L183 97V103L180 105H177L175 108H173V110H172L173 114L171 116L168 115L167 111H165L164 119L166 122L163 123L162 126H159V125L157 126V131L160 133V139H163L165 133L167 132V129L169 127V123L175 122L176 118L182 117L184 115V113L186 112V110L190 106L195 105L198 102V100L201 97V94L205 91V89H207L209 87L208 83H204L203 86H200V81L198 78H196ZM211 83L214 84L215 81L213 80ZM146 85H147V81H145V87L140 88V91L142 93L148 90ZM156 87H159V83L156 84ZM144 107L147 108L148 105L145 104ZM252 111L255 113V111H256L255 106H253ZM156 115H157V117H159L160 113H156ZM257 135H258L259 139H257ZM250 144H251L250 150L253 152V155L251 157H245V159L243 160L244 171L240 172L238 174L240 178L238 181H236L237 183H239L241 185V188L238 192L232 193L237 198L244 195V189L249 184H251L253 182V180L264 181V167H261L259 169L258 174L256 176H253L249 171L252 167L255 166L253 163H250V161L254 160V158H255V149L259 148V146L261 144H264V116L260 117V131L258 134H256V133L253 134V136L250 139ZM158 148H159L158 143H154L152 145V156L153 157H155V155L157 154ZM60 151L62 154V151H63L62 147H61ZM45 158L47 159V157H45ZM152 163L155 164V159L152 160ZM237 163H240V161H237ZM103 169L105 171H107V165H103ZM228 175L231 176V175H233V173L231 171H229ZM224 182L225 181H223V180L221 181L222 184ZM5 191H6L5 189L0 188V194H3ZM89 195H91V193H89ZM217 195H219V191H217ZM105 199H107V197H105ZM253 203H255V201H253ZM248 206L251 207V205H248ZM234 207H235V203L233 202L232 208L234 209ZM160 211L162 214H166L163 209H160ZM228 214L230 216H233V217L236 215L234 210L230 211ZM260 214L264 215V204H262L260 207ZM258 219H259V217H258ZM229 223H231V220L229 221ZM120 229H121V231H125V232L127 231V229L124 228L123 224L120 225ZM51 239L53 241H56L58 239V237L54 235L51 237ZM136 247H137V249H139L140 253L147 254L149 256L152 255V253L148 249L142 247L141 245L137 244ZM233 259L238 260L239 264H245V260L243 257H238V256L233 255ZM259 259H260L261 264H264V253H262L260 255Z\"/></svg>",
	"mask_w": 264,
	"mask_h": 264
}]
</instances>
